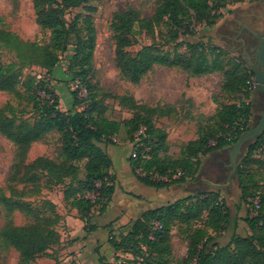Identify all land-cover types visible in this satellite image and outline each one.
I'll use <instances>...</instances> for the list:
<instances>
[{
    "label": "trees",
    "instance_id": "1",
    "mask_svg": "<svg viewBox=\"0 0 264 264\" xmlns=\"http://www.w3.org/2000/svg\"><path fill=\"white\" fill-rule=\"evenodd\" d=\"M93 1L99 0H32L35 22L49 30L51 35L52 43L45 46L36 42L24 43L13 32L0 29V48L14 52L21 65L36 64L46 70L42 78H33L35 93L32 92L30 101L36 114L32 122L17 120L14 115L5 114L6 108L0 109V133L15 145L9 180L22 183L20 190L11 186V196L2 198L7 218L0 228V243L18 252L14 264H31L36 257L48 256V249L60 241L56 225L62 215L55 204L41 200L38 205L22 198L39 192V175L64 186L62 200L69 201V205L77 209L85 233L97 228L91 222V213L97 211L100 215L107 210L115 188L114 176L109 171L111 160L104 146L114 144L112 136L117 134L121 125L130 142L135 141V132L143 130V135L134 142V155L129 157L130 168L140 182L155 188L181 184L194 178L201 165V156L231 145L250 127V101L231 99V102H218L216 113L206 118L209 122L198 126L197 138L183 144L179 155L173 156L166 141V131L157 127L155 120L175 112L174 106L152 107L138 103L132 95L123 94L118 103L131 110L130 117L118 122L103 116L99 110L96 85L91 78L95 45L92 20L81 14L69 21L65 17L66 9L86 6ZM240 1L232 0L234 3ZM225 4V0H158L150 16L141 15L131 5L115 11L109 28L114 43L113 61L120 76L137 84L155 65L178 67L192 76L218 71L223 75L221 88L224 92L242 93L245 99H249L252 90L244 88L252 72L242 55L229 56L222 47L201 40L185 43L181 40V36L195 34L197 24L212 27L221 18L220 10ZM87 9L94 10V7L90 5ZM162 23L168 33L166 44H172V51L156 49L151 44L131 53L128 48L136 43L142 31L151 34ZM70 38L74 49L68 70L79 85L73 92V105L82 109L64 111L59 108L49 77L60 55L67 50ZM184 45L187 53L179 51ZM25 47L29 48L28 53L24 52ZM19 76L20 71L13 70L10 65H0V91L16 92ZM81 88L86 91L84 99L78 98ZM39 91L43 96L37 94ZM239 123L243 124L242 128ZM50 131L60 135L57 160L40 155L26 162L30 145ZM258 147L263 149L264 159V130L247 146L237 163V187L242 202L250 211L244 217L248 234L232 233L226 242L217 238L216 233L225 231L230 225L232 213L219 190H206L147 209L133 220L127 231L115 232L112 222L107 223L104 226L109 232L107 241L116 253L130 247L132 255L141 258L129 260L128 264H170L172 228L178 223L189 225V222L201 221L202 225L191 227L185 236L187 250L183 264H264V182L257 191L260 198L257 209L249 199L256 193L254 190L248 192L250 186L247 185L256 182L247 166L259 162L257 158H251ZM142 151L146 158L141 157ZM139 168L141 173L136 172ZM176 171H181L182 175L173 178ZM154 175H167L169 180H157ZM89 195H93L92 198ZM14 209L23 213L27 220L24 224L12 222L10 213ZM151 220L158 221L161 227L150 229L148 223ZM98 260L103 261V257L98 255ZM69 264L77 263L72 260Z\"/></svg>",
    "mask_w": 264,
    "mask_h": 264
},
{
    "label": "rangeland",
    "instance_id": "2",
    "mask_svg": "<svg viewBox=\"0 0 264 264\" xmlns=\"http://www.w3.org/2000/svg\"><path fill=\"white\" fill-rule=\"evenodd\" d=\"M225 6L220 10L222 12L221 18L210 28L204 24L196 25V33L193 35L181 36L182 42H198L203 41L207 44L222 47L227 52V55H239L237 51L230 50L231 45L224 36L223 28L227 27L228 23H233L234 20L239 18H248L251 21L253 18L247 17L250 12H254L255 15L261 13L264 10V2L259 0H242L239 3H234L232 0H225ZM264 1V0H263ZM158 0H99L93 1L86 6H78L66 9V19L72 20L76 14L90 16L93 26L95 28V45L93 51V71L92 82L96 85L97 100L99 103L100 113L110 120L122 122L124 119L129 118L131 110L125 106L120 105L119 96L134 92L139 101L144 104L160 103L162 101L161 96H154L148 89L146 80L147 75L143 77V81L139 84H133L123 79L118 69L114 65V43L112 39V32L109 28L112 14L120 9H123L127 5H131L137 8L141 15L150 16L156 6ZM93 6L94 10L87 9V6ZM247 14V15H246ZM230 21V22H229ZM264 24V17L260 14L257 20V27ZM259 25V26H258ZM233 25H231L232 27ZM0 29L11 31L18 36V38L24 43L36 42L43 46L51 44V35L49 30L41 28L35 22V13L32 5V0H0ZM167 28L165 24H160L154 28L153 33H147L142 31L136 40V43L130 46L128 49L131 53L135 54L145 45L153 44L156 49H167L172 51V44H166ZM74 44L73 39L68 40L67 50L60 55V60L53 67L52 74L49 77L50 84L58 97L59 108L64 111L82 109L81 106L73 105V92L79 88L78 82L73 79L72 73L68 70V63L73 53ZM181 52L187 53L185 45L180 48ZM24 52L28 53L29 48L25 47ZM21 60V58H20ZM0 65H10L13 70L20 71L18 83L16 84V92L0 91V109H5V114L14 115L17 120L27 119L32 122L35 117V111L32 108L30 96H32L34 85L33 78H42L45 75V69L36 64H24L19 63L18 56L14 52L7 50L6 48H0ZM179 79H183L182 76ZM223 81V75L216 71L212 72L207 77L205 84L200 85V94L206 98V94L211 93L212 99L220 103L231 102V99L236 102L250 101L251 102V117L249 120L250 127L256 123L257 118L260 115V111L264 103V93L256 94L252 90L250 98L245 99L242 93H236L234 95L228 94L221 88ZM30 82V85H29ZM173 91V90H170ZM37 94L43 96V93L39 91ZM86 97V91L80 89L79 97L84 99ZM83 104V103H82ZM179 109L174 112L173 118L176 120L185 119V117L191 116V120L196 126L197 122H200V113L198 108L194 105L192 100L187 99L183 94ZM188 119V118H187ZM204 120V119H203ZM206 124L203 122L202 125ZM125 128L121 125L117 134L113 135L114 144L118 145L127 141V135L125 134ZM141 132L138 130L134 134L135 136ZM60 135L56 131H50L44 135L39 141L33 142L27 153L26 162H30L34 158L40 155H44L53 160H57V152L60 146ZM113 144V145H114ZM182 144V143H181ZM181 144H175L170 148L173 156L179 155V149ZM110 144L104 147H110ZM15 151V145L4 135L0 133V228L6 221V210L2 203L3 197L11 196V186L20 190L22 183H12L9 180L11 174V165L13 162V155ZM217 152V151H214ZM263 149L258 147L254 150L251 158H257L259 162H252L247 167L250 169V173L255 178V183H248L250 186L248 192L254 190V194L259 191V185L264 182V159L262 157ZM209 154L201 156V161L208 158ZM250 158V157H249ZM207 160V159H206ZM204 173V169L202 170ZM192 180V179H191ZM213 181L212 179H210ZM190 181V180H188ZM38 182L40 184V190L38 193L24 195L22 198L33 204H40L41 200H49L56 206L58 213H63V207L69 205V201L65 202L62 199L63 185L54 184L49 178L44 175H39ZM31 189V187L29 186ZM190 188V186H189ZM29 189V190H30ZM132 189V188H131ZM219 190L220 196L225 199L229 205L232 213L231 223L225 231L216 233L217 238L222 242H226L232 233L239 235H246L249 233L247 224L244 221V217L247 216L249 207H247L240 198V190L237 187L236 179L232 180L230 187L225 189L205 188V190ZM134 193L148 194V191L133 186ZM197 191L186 192L184 194H193ZM93 195H89L92 198ZM253 200L254 197H250ZM115 211L109 210L103 217L105 220H109L114 216ZM251 214V213H250ZM61 216V215H60ZM10 218L15 224H24L27 220L23 213L17 209H14L10 213ZM186 224H177L173 227V241L170 249V264H183V260L186 257L187 242L185 236L189 234L191 227L195 225H202L201 221L189 222ZM130 225V221H127L124 225H121L122 231H127L126 226ZM60 241L55 246H51L48 249V256L36 257L31 264H69L72 260L71 255L74 254L70 251L67 245L71 242V238L65 236L66 225L63 217L56 225ZM117 229H113L116 232ZM121 231V230H120ZM109 232H106L108 237ZM63 244V245H62ZM98 255H100L98 253ZM119 257L116 253L113 255L112 261H99L98 264H113V261ZM18 259V252L13 248H5L0 243V264H14ZM77 264H80L79 260H76ZM96 262H89L88 264H97Z\"/></svg>",
    "mask_w": 264,
    "mask_h": 264
},
{
    "label": "crops",
    "instance_id": "3",
    "mask_svg": "<svg viewBox=\"0 0 264 264\" xmlns=\"http://www.w3.org/2000/svg\"><path fill=\"white\" fill-rule=\"evenodd\" d=\"M233 23L235 24L236 22ZM210 74L211 73L192 76L178 67L157 65L146 74L148 78H146L144 82H147L148 89L154 96H161L162 98L160 103L148 104L149 106L154 107L156 105L169 104L178 110V105L184 94L186 100H192L200 113V122L199 124L197 122V126L192 121H189L191 120V116H184L185 119L181 120L179 118V120L175 121L173 118L174 112L155 120V125L166 131V141L170 148L175 144L182 143L181 145H183L190 140H195L198 136V126L207 121V117L213 116L216 113L219 107L218 101L212 99L211 93L206 94V98L205 95L201 98L202 95L199 92L200 85L205 84ZM180 76H182L183 79H179ZM142 79L140 82L143 81ZM254 93L261 94L260 92ZM130 95H132L138 103H143L139 101L134 92L130 93ZM135 141L130 142L127 140L121 144H114L106 148L111 160L109 171L114 176L115 188L111 195L107 210L100 215L97 211L91 213V222L97 226L95 230L85 233L84 222L80 219L77 209L68 204L66 208L62 206L64 212L61 213V215L66 225V232L64 235L72 240L76 238L67 245L70 251L74 252V254L71 255L73 261L77 262L76 260H79L80 264L98 262V253L103 257V261L104 259L108 262L112 261L113 255H115L116 252L107 241V230L104 227L107 223L112 222L113 229L122 231V227L120 226L130 221V225L126 226V228L130 229L133 220L140 217L147 209H153L166 205L167 203H172L176 199L184 197L186 192H196L194 189V181H186L181 184L162 188H155L140 182L132 173L129 163V157L133 153ZM204 161L205 160L201 161L198 173L202 170ZM197 174L195 176H197ZM206 179L210 180V178ZM133 186L148 191V194L134 193ZM197 192H202V190ZM109 210L115 211L114 216L109 220H105L103 216ZM172 233L173 229L171 230V243L173 241Z\"/></svg>",
    "mask_w": 264,
    "mask_h": 264
},
{
    "label": "flooded vegetation",
    "instance_id": "4",
    "mask_svg": "<svg viewBox=\"0 0 264 264\" xmlns=\"http://www.w3.org/2000/svg\"><path fill=\"white\" fill-rule=\"evenodd\" d=\"M261 1V0H259ZM262 2H264L262 0ZM260 14L264 17V10L261 11L258 15H255L254 12H250L247 17L253 18L251 21H248V18H239V20H234V23H226L227 27L224 26V37L231 45L229 46L230 50L237 51L245 59L247 55L250 56L252 61H255V49L257 48L260 39L264 40V24L257 27V20L259 19ZM230 22V21H229ZM231 25H233L231 27ZM258 33L260 35L257 38L254 34ZM216 151V150H214ZM211 151L208 158L205 159L200 175L197 178H192L190 181H194L195 190H205L208 188L205 180L210 178L215 181L217 178L222 179L225 175L229 173L230 167L228 166L229 159L225 154L219 152ZM223 182V181H221Z\"/></svg>",
    "mask_w": 264,
    "mask_h": 264
},
{
    "label": "water",
    "instance_id": "5",
    "mask_svg": "<svg viewBox=\"0 0 264 264\" xmlns=\"http://www.w3.org/2000/svg\"><path fill=\"white\" fill-rule=\"evenodd\" d=\"M254 35L257 38L260 37L258 33H255ZM254 56L255 61H252L249 55H247L245 58L246 64L250 68L253 75V91L264 93V40L260 39V43H258L257 48L255 49ZM263 130L264 103L256 123L244 131L231 145L217 150L219 153L225 154L228 157L229 162L227 164L230 167V170L229 173L222 179L217 178L215 181L205 180L207 187L214 189H225L231 186L232 180L237 179V163L239 159L244 155L247 146L256 137H258ZM199 175L200 172L195 177H199Z\"/></svg>",
    "mask_w": 264,
    "mask_h": 264
},
{
    "label": "built area",
    "instance_id": "6",
    "mask_svg": "<svg viewBox=\"0 0 264 264\" xmlns=\"http://www.w3.org/2000/svg\"><path fill=\"white\" fill-rule=\"evenodd\" d=\"M254 89V81H253V75H251V77L249 78V80L246 81V86L244 88V90H253ZM243 124L239 123V128H242ZM141 132H139L136 135V141L139 140V135H143V130L140 129ZM132 155H134V153H132ZM141 157L142 158H146V154L144 153V151L141 152ZM137 173H141V169H136ZM182 175L181 171H176L175 174L172 176L173 178H178ZM153 178L157 179V180H163V181H167L169 180V178L167 177V175H154ZM259 193L256 192L254 199L252 200V203L255 207V209L259 208ZM148 225L150 226V229L155 230L161 227V224L156 221V220H151L149 221ZM150 238L152 237L151 235L149 236ZM142 248H144V246L141 244L140 245ZM119 257L118 259H115L113 261V264H128L129 260H141V258L139 256H133L132 255V251L131 248L128 247L126 249H120L118 251Z\"/></svg>",
    "mask_w": 264,
    "mask_h": 264
}]
</instances>
